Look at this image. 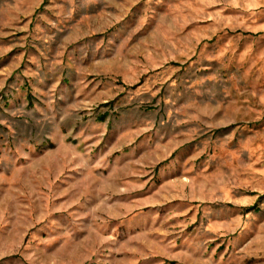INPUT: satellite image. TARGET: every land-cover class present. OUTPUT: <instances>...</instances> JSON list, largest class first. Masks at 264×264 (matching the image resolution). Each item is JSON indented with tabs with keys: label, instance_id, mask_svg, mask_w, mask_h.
I'll return each mask as SVG.
<instances>
[{
	"label": "rangeland",
	"instance_id": "374dc122",
	"mask_svg": "<svg viewBox=\"0 0 264 264\" xmlns=\"http://www.w3.org/2000/svg\"><path fill=\"white\" fill-rule=\"evenodd\" d=\"M0 264H264V0H0Z\"/></svg>",
	"mask_w": 264,
	"mask_h": 264
}]
</instances>
